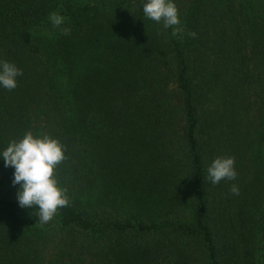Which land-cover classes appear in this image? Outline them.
Masks as SVG:
<instances>
[{"label": "trees", "instance_id": "1", "mask_svg": "<svg viewBox=\"0 0 264 264\" xmlns=\"http://www.w3.org/2000/svg\"><path fill=\"white\" fill-rule=\"evenodd\" d=\"M248 1L174 0L180 39L138 0H0V60L22 72L0 88V151L27 132L58 140L69 200L41 225L0 161V264H264L246 175L264 127V9L254 20ZM217 157L234 158V181L210 183ZM88 182L104 198L89 208L76 200Z\"/></svg>", "mask_w": 264, "mask_h": 264}, {"label": "clouds", "instance_id": "2", "mask_svg": "<svg viewBox=\"0 0 264 264\" xmlns=\"http://www.w3.org/2000/svg\"><path fill=\"white\" fill-rule=\"evenodd\" d=\"M143 16L157 24H162L164 30L171 29V35L183 39L184 28L179 17V10L174 0H141ZM49 22L54 29L67 35L70 31L64 27L66 18L58 13L49 15ZM194 38L196 33H187ZM21 70L14 64L0 60V88L13 90L17 87V78ZM65 159L64 149L58 140L47 135L34 136L31 132L19 139L9 142L0 151V161L13 171V186H18L16 200L19 207L36 209L38 223H48L55 216L57 209L69 204L66 190L58 186L54 178L56 166ZM234 158L217 157L207 167V178L213 185L221 180L234 181L237 173ZM231 191L238 194L235 185Z\"/></svg>", "mask_w": 264, "mask_h": 264}, {"label": "rangeland", "instance_id": "3", "mask_svg": "<svg viewBox=\"0 0 264 264\" xmlns=\"http://www.w3.org/2000/svg\"><path fill=\"white\" fill-rule=\"evenodd\" d=\"M89 1L94 3L102 2V0H89ZM133 4L139 8L138 14L143 15L142 7H141L142 5L139 2V0L138 2H135ZM247 7L249 9L248 10L249 16L255 20L256 17L259 15L260 11L264 9V0H249ZM254 40L255 39H253L251 42L249 40L246 44L250 46ZM233 43L236 44L237 41L235 42L233 41ZM228 93L231 95L230 91H228ZM229 94H226L224 96L226 102H228L230 99ZM257 99L258 97L256 91L247 92V95L245 96V100H246L245 104L250 109V112L247 115H250L251 113V115L254 116L253 125H252L254 127L257 126L259 123V121L256 120L257 115L255 116L256 111H258L256 105ZM216 105L217 104H214L213 108H215ZM263 129L264 127H262L258 132L255 131L251 132V137L256 142L254 143L253 148L250 150V153L248 154V157H250L247 160L248 163L247 169L249 173H246L247 179L251 177L253 178L252 182L254 183V188H253L254 193L257 194L258 192L260 198H262V205H261L263 207L262 209H264V143H262L259 140L260 139L259 132L262 131ZM54 178L57 180L58 186L62 188L63 186H61L62 185L61 181H58L60 177L57 175L56 170H54ZM89 183L90 182L84 184L83 189H81L82 193L80 192L81 195L78 194L76 196V200L79 203V205H81L82 207L84 205L87 208H89L92 204H96V202L98 201H102V202L104 201V198L99 190L100 189L99 185L96 183L94 184H89ZM70 185L72 184L71 183L68 184L66 182L67 187H70ZM252 241L255 243L254 252L256 254L257 242H258L257 237L253 238ZM254 259H257V254L256 257H254Z\"/></svg>", "mask_w": 264, "mask_h": 264}]
</instances>
